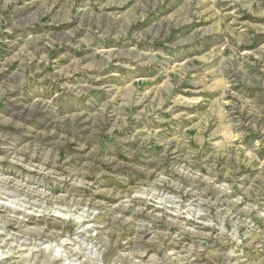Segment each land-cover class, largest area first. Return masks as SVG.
<instances>
[{
	"label": "rangeland",
	"instance_id": "obj_1",
	"mask_svg": "<svg viewBox=\"0 0 264 264\" xmlns=\"http://www.w3.org/2000/svg\"><path fill=\"white\" fill-rule=\"evenodd\" d=\"M4 206L0 264H264V0H0Z\"/></svg>",
	"mask_w": 264,
	"mask_h": 264
},
{
	"label": "bare ground",
	"instance_id": "obj_2",
	"mask_svg": "<svg viewBox=\"0 0 264 264\" xmlns=\"http://www.w3.org/2000/svg\"><path fill=\"white\" fill-rule=\"evenodd\" d=\"M41 193V192H40ZM36 199V198H35ZM32 203V202H31ZM3 208L5 209V206L4 207H1L0 208V213H2V212H4L3 211ZM6 212V211H5ZM1 216V215H0ZM4 217V216H3ZM64 223H59V222H57V221H55V222H52V225L51 226H54V227H58V226H62ZM82 226V225H81ZM85 228V227H84ZM82 229H83V226H82ZM81 231V230H80ZM79 231V232H80ZM83 231H84V229H83ZM82 231V232H83ZM85 234V233H84ZM89 240V239H88ZM93 241V240H92ZM27 242V241H26ZM26 244V243H25Z\"/></svg>",
	"mask_w": 264,
	"mask_h": 264
}]
</instances>
